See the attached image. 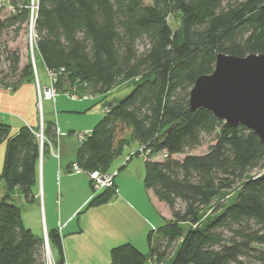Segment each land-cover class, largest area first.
Returning <instances> with one entry per match:
<instances>
[{"label": "trees", "instance_id": "16d2710c", "mask_svg": "<svg viewBox=\"0 0 264 264\" xmlns=\"http://www.w3.org/2000/svg\"><path fill=\"white\" fill-rule=\"evenodd\" d=\"M10 33L12 40L29 37L25 64L5 40ZM29 50L45 71L57 73V92L97 95L101 102L117 82H130L124 98L103 103V116L80 140L75 163L85 171L108 170L128 144L129 129L148 150L144 184L169 207L171 219L149 233L148 254L123 243L111 249L107 264L166 258L169 264H264V249L254 246H264V144L205 108L191 111L188 102L195 79L213 71L218 53L264 54V0L0 1L1 86L14 90L34 81ZM43 132L56 139L54 123ZM5 139L0 180L30 198L38 139L27 126L9 135L0 124V142ZM204 139L207 150L193 153ZM233 189L232 202L217 203ZM110 194L104 190L90 204ZM47 236L58 249L55 264H64L59 234ZM0 264H46L43 238L24 225L7 197L0 200Z\"/></svg>", "mask_w": 264, "mask_h": 264}, {"label": "crops", "instance_id": "0c3cea01", "mask_svg": "<svg viewBox=\"0 0 264 264\" xmlns=\"http://www.w3.org/2000/svg\"><path fill=\"white\" fill-rule=\"evenodd\" d=\"M39 82L46 85L47 76ZM96 98H72L59 90L53 99L39 100L35 80L25 81L14 90L0 85V124L8 126L9 135L23 126L36 135L50 122L57 131L55 140L50 132H43L46 147L44 151L43 146L40 148L32 196L26 197L17 186L7 188L0 180V200L7 197L16 204L24 225L35 235L43 238L45 232H57L65 264H107L111 249L123 243H132L148 254L149 233L154 235L171 219L169 207L144 184V160L135 154L140 145L131 138L129 129L124 136L128 144L108 168L116 172L110 196L100 204H90L101 192L94 193L88 176L73 172L71 167L76 162L79 134L89 132L103 116V105L99 110L94 103L86 102H96ZM130 144L134 148L126 152ZM6 148L7 139L0 142V174ZM51 247L56 248L53 244ZM55 251L57 262L58 249ZM149 264L165 261L150 260Z\"/></svg>", "mask_w": 264, "mask_h": 264}, {"label": "water", "instance_id": "95a60500", "mask_svg": "<svg viewBox=\"0 0 264 264\" xmlns=\"http://www.w3.org/2000/svg\"><path fill=\"white\" fill-rule=\"evenodd\" d=\"M189 108L209 110L229 127L244 126L264 144V54L218 53L214 69L198 76Z\"/></svg>", "mask_w": 264, "mask_h": 264}, {"label": "built area", "instance_id": "2783aa9c", "mask_svg": "<svg viewBox=\"0 0 264 264\" xmlns=\"http://www.w3.org/2000/svg\"><path fill=\"white\" fill-rule=\"evenodd\" d=\"M0 1H2V0H0ZM30 42H31V39H30ZM32 60H33V57H32ZM33 67H34L35 84H36L39 100H41V99H46V100L53 99L57 94V91L54 87V82L56 80L57 73L53 72V71L46 70L45 73L47 76V84L42 86L39 82L36 68H35V66H33ZM61 71H63V69H61ZM67 95L72 97V98H83V99H89V100L94 98V95H92V94H85L82 96H78L75 94L67 93ZM87 133H88L87 131L80 133L79 139L82 140V138H84V136ZM36 136L39 140L40 148L42 149V146L44 143V135H43L42 130L40 132L36 133ZM136 152H139L138 156L142 157L143 160H145V153H147L148 150H146L144 146L140 145ZM71 169L75 173H85L88 176L89 181H90V185H91L94 193H99V192H102V191L107 190V189L112 190L114 188V176L116 175V172H109L108 170L103 171V170H99V169H95L92 171H85L76 163L72 164ZM43 247H44L46 264H55V262H53L52 258H51L50 245H49V240H48V236H47L46 232L44 233V236H43Z\"/></svg>", "mask_w": 264, "mask_h": 264}, {"label": "rangeland", "instance_id": "374dc122", "mask_svg": "<svg viewBox=\"0 0 264 264\" xmlns=\"http://www.w3.org/2000/svg\"><path fill=\"white\" fill-rule=\"evenodd\" d=\"M169 23L172 26L173 29H175L176 25H175V20L170 16L169 17ZM9 36V37H8ZM7 36V38L5 39V37H3L6 42H8V45L11 48L17 49L20 52V55H22V63L25 64L26 60H27V53H28V49L26 48L27 46V42H29V37L27 34H22L20 35L19 38L12 40V34L10 33ZM33 51V52H32ZM29 54L30 57L32 58V56L35 58V65H36V69H37V74H38V79H40L41 82H43L45 80L46 77V73L44 70V67L42 65L41 60L36 56L34 50H29ZM0 67H2V64H0ZM34 72V70H33ZM35 80V78H34ZM131 91L130 88V82H117L116 86H114V88L110 91V93L106 96L105 100L98 103V102H90V101H86L87 103H94L96 106V108H98L99 110L101 109L102 105L104 102H115V101H119L120 99L124 98L129 92ZM43 107L45 108V103L43 102ZM129 134V130L125 129L124 131V135H128ZM209 145L208 139H204V142L202 143V145L196 149L193 150V153H203L207 150V147ZM127 147V146H126ZM134 148V145L130 144L128 145V147L125 149L126 152L132 150ZM135 158V157H134ZM134 160V159H133ZM255 174V172L253 173ZM237 193L236 189H233L229 192H227L226 194H223V196L220 198L219 204L225 206L228 203L232 202L235 198V195ZM255 247L259 248V249H264V246H258V245H254ZM55 247H51L50 251H51V258L52 261L55 262L56 261V251H55ZM171 262V258H166L165 259V264H169Z\"/></svg>", "mask_w": 264, "mask_h": 264}]
</instances>
